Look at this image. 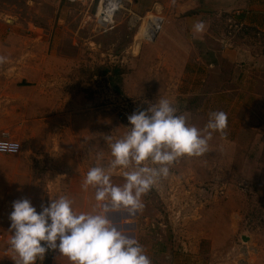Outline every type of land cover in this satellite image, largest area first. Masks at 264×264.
<instances>
[{
	"label": "rangeland",
	"instance_id": "obj_1",
	"mask_svg": "<svg viewBox=\"0 0 264 264\" xmlns=\"http://www.w3.org/2000/svg\"><path fill=\"white\" fill-rule=\"evenodd\" d=\"M96 5L0 0V56L17 63L64 60L66 74L78 77L74 88L81 101H89L80 108L79 130L69 136L79 142L81 162L79 177L64 180V196L77 212L94 209L95 189L83 190L82 181L91 167H108L106 137L121 138L133 112L167 98L189 125L203 130L210 112L223 111L226 135L213 133L208 152L171 165L168 176L142 196V209L108 215L139 241L151 264H171L168 251L192 254L189 264H264V0H130L108 24L96 16ZM145 17L158 26L156 34L137 42ZM200 21L205 29L195 33ZM19 87L10 114L0 100V137L21 146L15 154L0 153V264H15L8 245L9 182L45 169L40 160L47 155L68 154L62 146H31L33 135L67 136L62 124L55 132L25 130ZM111 179L125 182L121 175ZM27 181L37 200L57 197L49 185L57 180ZM69 185L72 195L66 194ZM49 257L36 264H52Z\"/></svg>",
	"mask_w": 264,
	"mask_h": 264
},
{
	"label": "clouds",
	"instance_id": "obj_2",
	"mask_svg": "<svg viewBox=\"0 0 264 264\" xmlns=\"http://www.w3.org/2000/svg\"><path fill=\"white\" fill-rule=\"evenodd\" d=\"M195 33H203L197 22ZM8 57L0 56V64ZM167 98L128 116L129 129L112 141L106 137L112 159L108 167H91L82 189H95L96 205L90 212H77L67 196L51 198L37 211L27 198L13 202L9 214L12 233L8 240L15 264H36L49 251H57L70 264H151L144 247L118 229L109 218L112 210L131 213L143 208L142 196L167 177L170 166L182 157H198L209 151L213 133L226 135L227 114L212 111L203 130L189 125L184 115ZM19 144L0 142V152L16 153ZM102 159V154L98 155ZM123 176V185L112 182Z\"/></svg>",
	"mask_w": 264,
	"mask_h": 264
},
{
	"label": "crops",
	"instance_id": "obj_3",
	"mask_svg": "<svg viewBox=\"0 0 264 264\" xmlns=\"http://www.w3.org/2000/svg\"><path fill=\"white\" fill-rule=\"evenodd\" d=\"M149 14L148 12L147 16ZM146 17L144 19L147 26H151L149 29L153 28L155 32L158 26L155 27L154 21L151 18L152 21H147ZM144 27L143 25L137 32V42L141 41L143 37ZM8 34L10 38V35H13L14 32ZM215 45L218 44L215 42ZM7 49H10V47ZM34 49L38 50L39 45H34ZM74 79H78V77L73 74H66L64 60L60 59L55 60L50 57L28 58L18 63L8 59L6 63L0 64V100L4 101V105H7L8 114L12 112L10 108H15L17 85L21 84L22 87H19L18 90L23 92V123L25 130L41 132L45 128L48 131L55 132L57 126H60V124L64 126L67 138L55 139L56 135L51 138V134L46 138L33 135L31 146H62L68 148V154H51L40 160L45 169L31 171L30 173L23 172V174L14 176L8 185L7 199L10 213L13 211V202L18 199H29L38 212L41 211L42 204L47 206L50 203L51 198L42 201L36 199L37 196L32 190L33 185L27 179L57 180L54 184L51 182L49 185L55 188L54 192L57 196L55 198H58V196H64L65 194L64 180L79 177L81 162L78 150L79 142L72 140L73 138L69 139V136L75 130H79L80 108L88 107L89 101L86 99L81 101L79 90L74 88ZM73 149H75L76 154H73ZM70 185L66 190V194L72 195L74 191H72ZM75 194L78 195L79 192ZM127 226V223L123 225L125 228ZM165 255L169 262L172 261L171 264H189L193 256L192 254H181L176 251L165 252ZM45 256L46 258L50 256V260H53L52 264H55L54 261H56V264H70L68 259L59 255L57 251H49ZM160 258H162L161 255ZM182 259L184 261L181 263Z\"/></svg>",
	"mask_w": 264,
	"mask_h": 264
},
{
	"label": "built area",
	"instance_id": "obj_4",
	"mask_svg": "<svg viewBox=\"0 0 264 264\" xmlns=\"http://www.w3.org/2000/svg\"><path fill=\"white\" fill-rule=\"evenodd\" d=\"M69 2H82V3H90V2H96V16L98 19L106 24L112 22V18L116 12H118L121 8H123V5L126 4L127 1L130 0H67ZM160 18L159 16H157ZM145 24V23H144ZM143 24V25H144ZM161 24V19H160ZM154 30L153 28L149 29L147 27V23L145 24V27L143 28V37L144 40H151L153 38ZM7 134V133H5ZM0 142H7V143H16L19 144V148L17 152L20 151L21 146L19 141L15 139H11L9 137H0ZM16 152V153H17ZM0 153H10V152H0ZM15 154V153H10Z\"/></svg>",
	"mask_w": 264,
	"mask_h": 264
},
{
	"label": "water",
	"instance_id": "obj_5",
	"mask_svg": "<svg viewBox=\"0 0 264 264\" xmlns=\"http://www.w3.org/2000/svg\"><path fill=\"white\" fill-rule=\"evenodd\" d=\"M242 240H247V237L246 236H242Z\"/></svg>",
	"mask_w": 264,
	"mask_h": 264
},
{
	"label": "bare ground",
	"instance_id": "obj_6",
	"mask_svg": "<svg viewBox=\"0 0 264 264\" xmlns=\"http://www.w3.org/2000/svg\"><path fill=\"white\" fill-rule=\"evenodd\" d=\"M156 34V32H154V34L153 35H155Z\"/></svg>",
	"mask_w": 264,
	"mask_h": 264
}]
</instances>
